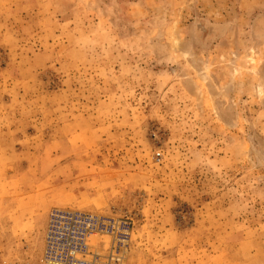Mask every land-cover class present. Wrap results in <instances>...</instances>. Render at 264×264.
<instances>
[{
    "label": "rangeland",
    "instance_id": "1",
    "mask_svg": "<svg viewBox=\"0 0 264 264\" xmlns=\"http://www.w3.org/2000/svg\"><path fill=\"white\" fill-rule=\"evenodd\" d=\"M53 207L264 264V0H0L5 264L42 263Z\"/></svg>",
    "mask_w": 264,
    "mask_h": 264
},
{
    "label": "built area",
    "instance_id": "2",
    "mask_svg": "<svg viewBox=\"0 0 264 264\" xmlns=\"http://www.w3.org/2000/svg\"><path fill=\"white\" fill-rule=\"evenodd\" d=\"M107 236V245L91 242ZM134 227L127 214L53 207L44 234L41 264H128ZM0 264H5L0 259Z\"/></svg>",
    "mask_w": 264,
    "mask_h": 264
},
{
    "label": "crops",
    "instance_id": "3",
    "mask_svg": "<svg viewBox=\"0 0 264 264\" xmlns=\"http://www.w3.org/2000/svg\"><path fill=\"white\" fill-rule=\"evenodd\" d=\"M135 238V237H134ZM148 238L144 234L138 238L134 239V246L130 251V255L128 258V264H162L161 261L167 262V264H176L175 257L168 256V253H161L157 251L156 253H151V255L147 254L145 250H147L148 244L144 242ZM163 256L160 258V256ZM167 255V256H166ZM153 256V258H152ZM165 256L167 258H165ZM172 258V259H171ZM172 262V263H170Z\"/></svg>",
    "mask_w": 264,
    "mask_h": 264
}]
</instances>
